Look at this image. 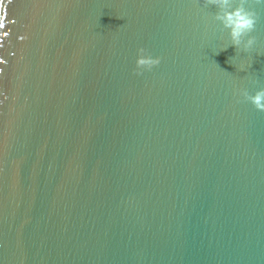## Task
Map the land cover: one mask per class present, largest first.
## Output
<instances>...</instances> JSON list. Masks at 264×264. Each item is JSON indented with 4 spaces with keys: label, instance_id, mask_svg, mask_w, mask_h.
Returning <instances> with one entry per match:
<instances>
[{
    "label": "water",
    "instance_id": "1",
    "mask_svg": "<svg viewBox=\"0 0 264 264\" xmlns=\"http://www.w3.org/2000/svg\"><path fill=\"white\" fill-rule=\"evenodd\" d=\"M256 10L237 54L202 0H0V264H264Z\"/></svg>",
    "mask_w": 264,
    "mask_h": 264
},
{
    "label": "clouds",
    "instance_id": "2",
    "mask_svg": "<svg viewBox=\"0 0 264 264\" xmlns=\"http://www.w3.org/2000/svg\"><path fill=\"white\" fill-rule=\"evenodd\" d=\"M202 2L205 6L210 5L217 9L213 21L219 27V31L228 37L229 43L222 47L221 51L234 46L237 54H250L256 49L258 39L253 33L260 19L256 7L264 6V0H202ZM160 63L159 57H154L146 48L141 47L137 50L136 75H143L145 70L150 71ZM235 65L241 72H246L248 67H251L247 62ZM239 95L251 102L257 110L264 111V87L259 88L254 94L244 88L239 91Z\"/></svg>",
    "mask_w": 264,
    "mask_h": 264
}]
</instances>
